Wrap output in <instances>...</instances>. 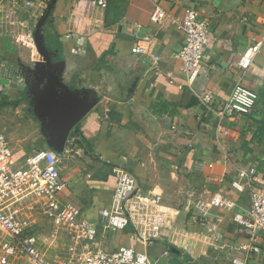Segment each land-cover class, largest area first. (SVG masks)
I'll list each match as a JSON object with an SVG mask.
<instances>
[{
	"label": "crops",
	"instance_id": "1",
	"mask_svg": "<svg viewBox=\"0 0 264 264\" xmlns=\"http://www.w3.org/2000/svg\"><path fill=\"white\" fill-rule=\"evenodd\" d=\"M104 1L0 0L10 27L5 32L0 24V75L24 70L20 80L32 101L30 113H22L24 142L11 147L13 166L32 146V152H63L60 198L81 208L90 223H97L98 209L111 207L112 170L130 173L141 197L125 202L130 225L121 235L98 231L108 250L125 245L163 264H264V232L259 251L251 252L250 241L236 231L232 214L245 211L249 199L230 185L239 165L255 166V183L264 185V47L247 69L237 67L240 53L254 39L264 40V0ZM188 7L209 27L191 85L177 58L181 36L156 20L160 11L178 15ZM31 26L37 28L33 37ZM136 41L143 55L131 53ZM49 79L57 104L80 114L67 133L52 131L35 110ZM236 83L257 93L254 108L218 120L199 93L210 92L218 109ZM45 259L63 264L67 257Z\"/></svg>",
	"mask_w": 264,
	"mask_h": 264
},
{
	"label": "built area",
	"instance_id": "2",
	"mask_svg": "<svg viewBox=\"0 0 264 264\" xmlns=\"http://www.w3.org/2000/svg\"><path fill=\"white\" fill-rule=\"evenodd\" d=\"M10 1L17 3L22 0ZM89 1L97 6L105 5L104 0ZM156 20H165L181 36L182 43L177 58L182 63L187 83L193 84L200 74L204 59V45L209 33L207 18L197 8L188 7L178 15L160 11ZM263 47V39H254L240 53L237 67L247 69ZM144 52L139 41L131 47L132 54L143 55ZM2 91L0 84V94ZM198 97L205 109L211 114L215 113L218 120H228L250 114L257 93L236 83L218 109L215 108V100L210 92L203 91ZM12 158L10 141L0 133V232H4L6 236L0 238V264H16L21 253L27 258V264H49L38 249L35 232L11 208L13 199L16 202L28 197L42 199L41 211L44 217L53 226L66 232L69 244L67 259L63 264H157L146 252L136 251L125 245L108 250L97 239L99 230L121 235L130 225L125 202L134 196L141 197V190L130 173L119 168L112 170L116 186L111 207L98 209L97 223H90L84 219L81 208L60 198L66 183L61 178L58 157L52 148L34 150L29 155L27 164L20 168L13 166ZM256 175L255 166L239 165L235 179L230 183L237 194L248 195L247 209L233 212L232 221L236 231L250 241L251 252L259 251L256 243L260 233L264 232V185L255 183ZM158 200L155 199L156 202ZM232 264H240V261L233 260Z\"/></svg>",
	"mask_w": 264,
	"mask_h": 264
},
{
	"label": "rangeland",
	"instance_id": "3",
	"mask_svg": "<svg viewBox=\"0 0 264 264\" xmlns=\"http://www.w3.org/2000/svg\"><path fill=\"white\" fill-rule=\"evenodd\" d=\"M17 13L23 15L25 12L18 11ZM7 23L9 22L7 21L5 14L0 12V24L2 25V31L6 32L10 30V27L7 25ZM30 28L29 35L33 37V35L36 34L37 28L34 26H31ZM20 32L21 30L17 29L16 33L20 34ZM2 53L3 51H0V56L3 57ZM7 54H10V52ZM22 74H25L24 70L19 69L17 72H14L13 76L7 75L5 73L0 75V84L3 87V91L0 94V133L4 134L8 138L11 147H16L17 145L24 142V140H21L20 136L25 133L24 131H26V128L24 127L25 123L22 122V113H30L28 110H30V104H32V101L28 97L27 86L25 85L24 81L20 80V76H22ZM36 120L37 119H33L35 124L41 123V121ZM34 148V146L29 148L27 154L29 155ZM28 155H23L20 158H16V168H20L27 164L26 159H28ZM57 157L59 165H63L65 162L63 152L58 153ZM15 200L16 199L12 200L14 204L11 205V208L17 212L18 217H21L27 221L31 231L38 234L40 242L38 243V249L41 251L43 259L54 254H59L61 256L65 255L68 247L66 232L53 226L44 217L41 211L42 199L28 197L14 202ZM142 204L143 200L140 202V205ZM46 223L50 226L45 225ZM43 228H49L47 239H43L44 237H42L45 233V231L44 233L42 231ZM5 237V233L0 232V238ZM15 263L27 264V258L23 253H21L17 257ZM157 264L163 263L157 262Z\"/></svg>",
	"mask_w": 264,
	"mask_h": 264
},
{
	"label": "water",
	"instance_id": "4",
	"mask_svg": "<svg viewBox=\"0 0 264 264\" xmlns=\"http://www.w3.org/2000/svg\"><path fill=\"white\" fill-rule=\"evenodd\" d=\"M35 110L46 117L52 131L61 130L63 133H67L80 117V114L71 113L57 104L51 79L43 90L37 93Z\"/></svg>",
	"mask_w": 264,
	"mask_h": 264
}]
</instances>
